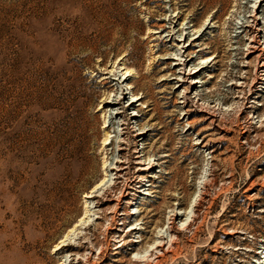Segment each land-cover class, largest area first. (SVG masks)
<instances>
[{
    "label": "rangeland",
    "instance_id": "rangeland-1",
    "mask_svg": "<svg viewBox=\"0 0 264 264\" xmlns=\"http://www.w3.org/2000/svg\"><path fill=\"white\" fill-rule=\"evenodd\" d=\"M259 1L0 0V264H264Z\"/></svg>",
    "mask_w": 264,
    "mask_h": 264
},
{
    "label": "bare ground",
    "instance_id": "bare-ground-1",
    "mask_svg": "<svg viewBox=\"0 0 264 264\" xmlns=\"http://www.w3.org/2000/svg\"><path fill=\"white\" fill-rule=\"evenodd\" d=\"M264 1V0H263ZM262 2V0L261 1H259V3L257 4V6L255 7V9H254V11H253V13H251L249 16L252 18V20H251V24H245V27L247 28L245 31V33L247 34V36H249V39H250V42H254V46H251L253 49L252 50H250L249 51V53L251 52V53H254V58H255V60H258V59H261L262 60V62H261V64H260V70H263L264 71V47H261V42H260V39H259V35H260V32L262 31V29H260V28H257V29H254V26H258V23H259V21H258V18L256 17V12L258 11V7H262L264 4H262L261 3ZM172 19V18H171ZM170 20V19H169ZM172 21V20H171ZM170 21V22H171ZM163 25V24H162ZM155 26V25H154ZM166 25H164V27H165ZM157 27V26H156ZM161 29V28H160ZM238 36V35H237ZM250 47V46H249ZM250 47V48H251ZM93 49H94V47H93ZM189 60H191V58H189V59H187V60H184V64L185 63H187ZM131 66H127V67H125V71L126 70H128L129 68H130ZM132 67H133V65H132ZM258 70V69H257ZM128 74L130 75H132L133 73L130 71V70H128ZM198 72V71H197ZM156 73V71H152V72H150V73H148V74H146V75H141V74H139V73H137V74H139L138 76H137V79L133 82L134 83V85L133 86H131V85H129L130 87H133V89H136V87L139 85V81L141 80V79H144V78H146V77H150V76H152V74L154 75ZM128 74H123V75H128ZM126 77L127 76H124L123 78H122V80L121 81H119L120 80V77L119 78H111V79H106V78H103V79H105V80H103L102 81V84H107V86L110 88V92H114V94H117L118 92H120V83L121 82H123L125 79H126ZM258 78V77H257ZM164 80H167V78H163ZM260 79H264V78H260ZM119 83V84H118ZM109 84V85H108ZM194 86V85H193ZM108 89V88H107ZM108 91V92H109ZM187 93L188 92H186V95H187ZM120 96L117 98V97H114L113 99H111V95L112 94H105L104 93V96L102 97V100H100L102 103H103V105L104 106H113V105H117L120 101H121V99L124 97V93H122V92H120ZM132 95H136L135 93H133ZM144 97V96H143ZM185 97V99H187V97L186 96H184ZM139 99H141V97H139V96H136L135 98H132V100L129 102V106L130 105H133L134 104V102H136L137 100H139ZM123 108V107H122ZM103 109V108H102ZM118 113H126V109H122L120 112H117V115H118ZM113 118L114 117H112V116H110V119H109V121H110V123H114V120H113ZM131 118H133V117H129V118H124V121L125 122H123V123H121V126H122V128H124V129H126L127 128V125L130 123V121H131ZM211 122H212V119H211ZM109 132L108 131H106L105 132V137H104V139H103V146H108V145H111L112 144V140H110L109 138H111L110 136H109V134H108ZM144 133H146V131H140L136 136H138V135H144ZM111 135V134H110ZM117 149H124L123 147H119V148H117ZM167 156V155H166ZM138 158V157H137ZM139 159V158H138ZM136 163H141L140 161H137ZM153 165L154 164H152V163H149V164H147L146 166H145V168H138V171H140V170H142V171H145V172H149V171H151V169L153 168ZM107 167L108 166H106V163L105 162H103L102 163V169H103V171L105 172V173H108V171H107ZM112 169H115L116 170V172H115V176H116V179H119V178H121L122 177V175H125L126 174V172H124V171H126V169H128V167H126V166H122V165H117L116 167H112L111 168V170ZM105 176H108V175H106L105 174ZM105 182V179H103L99 184H97L93 189H91L86 195H85V197H98V190L100 189V190H103L104 188H105V184L106 183H104ZM202 185H204V184H202ZM103 186H104V188H103ZM112 187H115L114 186V184H113V186ZM201 188H203V187H201ZM99 190V191H100ZM106 189H104V191L102 192V194H104L106 191H105ZM110 191H111V189H110ZM107 193V192H106ZM121 193H123L122 195L123 196H126L127 194H128V192H121ZM202 193V192H201ZM104 196V195H103ZM201 199V195H198V197H192L191 198V200H190V202H189V206H193V207H195L198 203H199V201H201L200 200ZM105 201H108V200H105ZM104 202V201H103ZM89 202L86 200L85 201V206H84V214H87L89 211H90V208H89V204H88ZM98 203V202H97ZM101 204V203H100ZM176 215V214H175ZM85 217V216H84ZM83 217V218H84ZM87 218V217H86ZM79 222V221H78ZM169 223V222H168ZM79 224V223H78ZM77 224V225H78ZM82 225H83V223H82ZM86 225V224H85ZM76 226V225H75ZM74 226V227H75ZM168 226V225H167ZM166 228V227H165ZM73 229V228H72ZM75 229V228H74ZM134 227H132L131 228V230H130V232H132V231H134ZM169 229V228H168ZM72 231V230H71ZM160 234V233H159ZM67 236V235H66ZM66 236H65V238H66ZM68 237V236H67ZM156 238V237H155ZM66 240V239H65ZM65 240H63V241H61V243H62V245H71L70 244V242L69 243H66V241ZM122 241V240H121ZM120 241V242H121ZM60 243V244H61ZM157 242L155 241V244H156ZM58 246H59V244H58ZM155 246H160V244L159 243H157ZM60 247V246H59ZM74 247V246H73ZM119 247H121V246H119ZM153 247V246H152ZM151 247V248H152ZM56 249V248H55ZM156 249V248H155ZM59 250H60V248H59ZM78 254V253H77ZM263 255H264V253H263ZM77 256V255H76ZM142 256V255H141ZM143 257V256H142ZM264 257V256H263ZM140 258V257H139ZM65 258H64V256H63V259L62 260H64ZM61 260V261H62ZM260 264L262 263L261 261H258ZM255 263V262H254ZM60 264V263H59ZM62 264V263H61ZM63 264H64V262H63Z\"/></svg>",
    "mask_w": 264,
    "mask_h": 264
},
{
    "label": "water",
    "instance_id": "water-1",
    "mask_svg": "<svg viewBox=\"0 0 264 264\" xmlns=\"http://www.w3.org/2000/svg\"><path fill=\"white\" fill-rule=\"evenodd\" d=\"M263 257V256H262ZM264 258V257H263Z\"/></svg>",
    "mask_w": 264,
    "mask_h": 264
}]
</instances>
